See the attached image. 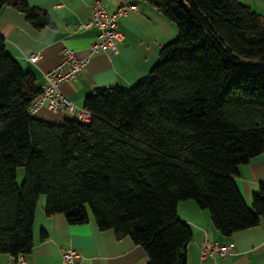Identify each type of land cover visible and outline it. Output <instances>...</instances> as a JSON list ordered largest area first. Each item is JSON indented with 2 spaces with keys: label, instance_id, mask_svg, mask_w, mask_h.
<instances>
[{
  "label": "trees",
  "instance_id": "1",
  "mask_svg": "<svg viewBox=\"0 0 264 264\" xmlns=\"http://www.w3.org/2000/svg\"><path fill=\"white\" fill-rule=\"evenodd\" d=\"M138 1L176 36L146 79L89 91L86 123L29 113L40 88L0 35V255L31 251L40 195L47 216L72 225L91 216L98 230L140 246L147 264H186L192 230L177 217L182 201L207 210L224 236L262 223L264 183L248 206L235 177L264 155V16L238 0ZM2 7L36 30L54 26L26 0Z\"/></svg>",
  "mask_w": 264,
  "mask_h": 264
},
{
  "label": "crops",
  "instance_id": "2",
  "mask_svg": "<svg viewBox=\"0 0 264 264\" xmlns=\"http://www.w3.org/2000/svg\"><path fill=\"white\" fill-rule=\"evenodd\" d=\"M114 12L126 3L136 4L117 19L121 41L117 53L109 51L90 53L89 45L96 41L98 28L79 26L88 21L95 2ZM264 16V0H238ZM47 12L52 28L34 29L24 16L11 7L0 8V35L7 52L35 76V85L44 83V73L56 67L64 57V50H72L79 58L88 57L86 67L76 79L58 83L59 92L72 102L76 110L83 109L85 95L95 87L117 86L129 89L147 78L164 43L176 36L174 24L145 2L138 0H26ZM39 53L32 63L31 55ZM35 117L61 123L72 116L63 109L50 110L46 104L33 114ZM236 186L245 203L264 183V155H257L238 166ZM45 200L38 199L32 228L33 246L23 255V264H60L62 251L72 248L82 257V264H147L144 250L129 237L118 238L111 230L100 231L90 216L87 223L68 224L62 214L47 216ZM177 217L192 230V239L186 247V264H264V228L257 226L231 235H221L213 226L207 210L200 209L191 200L177 205ZM44 232V237L42 233ZM204 239L228 243L232 251L225 257L207 256L200 259L199 249ZM0 264H16V258L0 255Z\"/></svg>",
  "mask_w": 264,
  "mask_h": 264
},
{
  "label": "built area",
  "instance_id": "3",
  "mask_svg": "<svg viewBox=\"0 0 264 264\" xmlns=\"http://www.w3.org/2000/svg\"><path fill=\"white\" fill-rule=\"evenodd\" d=\"M136 9V4L126 3L119 6L116 11L109 12L96 1L91 18L79 26L80 28H88L94 25L98 28L96 41L89 45L90 53L103 51H109L113 54L117 53L116 44L122 39L117 30V19L125 16L128 11ZM38 57L39 53H36L31 55L29 60L34 63ZM87 63L88 57L79 58L74 55L72 50L65 49L62 61L52 70L44 73V83L40 87V94L32 103L29 113L34 114L40 106L46 104L50 110L63 109L78 121L88 122L89 114L83 109L76 110L75 105L58 90L59 82L76 79ZM262 226L264 228V219H262ZM231 251V245L228 243L204 239L200 245L199 256L201 260L207 256L225 257ZM16 264H23L22 256L17 257ZM60 264H82V257L75 249L67 248L62 251Z\"/></svg>",
  "mask_w": 264,
  "mask_h": 264
},
{
  "label": "rangeland",
  "instance_id": "4",
  "mask_svg": "<svg viewBox=\"0 0 264 264\" xmlns=\"http://www.w3.org/2000/svg\"><path fill=\"white\" fill-rule=\"evenodd\" d=\"M174 38H175V37H174ZM174 38L170 39L169 41L173 40ZM169 41H167V42H169ZM167 42H166V43H167ZM166 43H164V44H166ZM164 44H163V45H164ZM163 45H161V46H163ZM158 52H159V51H158ZM157 57H158V55H157ZM156 60H157V59H156ZM154 64H155V63H154ZM154 64H153V65H154ZM23 177H24V167H17V168H16V182H17L18 185H21L22 180H23ZM39 198H42V199L45 200V196H44V195H40Z\"/></svg>",
  "mask_w": 264,
  "mask_h": 264
}]
</instances>
